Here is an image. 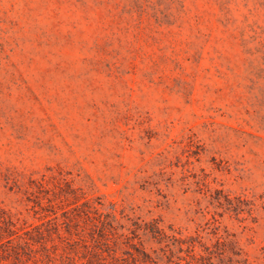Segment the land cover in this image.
Instances as JSON below:
<instances>
[{"label": "rangeland", "instance_id": "1", "mask_svg": "<svg viewBox=\"0 0 264 264\" xmlns=\"http://www.w3.org/2000/svg\"><path fill=\"white\" fill-rule=\"evenodd\" d=\"M0 235V264H264V0H0Z\"/></svg>", "mask_w": 264, "mask_h": 264}, {"label": "trees", "instance_id": "2", "mask_svg": "<svg viewBox=\"0 0 264 264\" xmlns=\"http://www.w3.org/2000/svg\"><path fill=\"white\" fill-rule=\"evenodd\" d=\"M3 224L6 225V227L4 228V232L7 233L8 236H12L14 234L13 230L11 229L12 223L3 221ZM0 239H1V237H0ZM210 255H211V253H209V256ZM207 259H210V257ZM147 262H148L147 264H158L157 261H153V260H148ZM239 263L240 262L238 260L235 261V264H239Z\"/></svg>", "mask_w": 264, "mask_h": 264}]
</instances>
